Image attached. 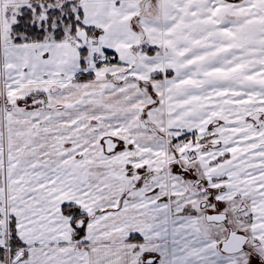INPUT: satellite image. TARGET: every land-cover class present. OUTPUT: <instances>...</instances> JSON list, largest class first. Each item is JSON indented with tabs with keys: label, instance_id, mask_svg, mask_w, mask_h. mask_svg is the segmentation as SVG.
Listing matches in <instances>:
<instances>
[{
	"label": "snow or ice",
	"instance_id": "snow-or-ice-1",
	"mask_svg": "<svg viewBox=\"0 0 264 264\" xmlns=\"http://www.w3.org/2000/svg\"><path fill=\"white\" fill-rule=\"evenodd\" d=\"M0 264H264V0H0Z\"/></svg>",
	"mask_w": 264,
	"mask_h": 264
}]
</instances>
